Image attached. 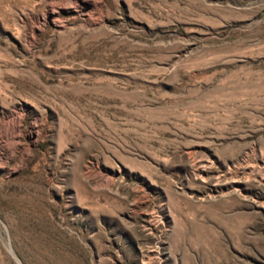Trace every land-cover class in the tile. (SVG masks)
Listing matches in <instances>:
<instances>
[{
  "label": "rangeland",
  "instance_id": "rangeland-1",
  "mask_svg": "<svg viewBox=\"0 0 264 264\" xmlns=\"http://www.w3.org/2000/svg\"><path fill=\"white\" fill-rule=\"evenodd\" d=\"M0 264H264V0H0Z\"/></svg>",
  "mask_w": 264,
  "mask_h": 264
}]
</instances>
